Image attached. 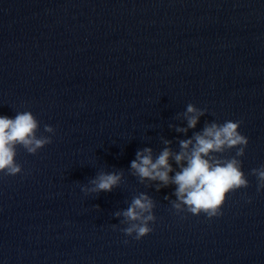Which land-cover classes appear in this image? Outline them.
<instances>
[{"label":"clouds","instance_id":"1","mask_svg":"<svg viewBox=\"0 0 264 264\" xmlns=\"http://www.w3.org/2000/svg\"><path fill=\"white\" fill-rule=\"evenodd\" d=\"M206 111L189 103L177 117L182 116L187 126L170 124L169 127L186 134L189 129L196 128ZM241 123L231 120L222 124L205 122L201 131L195 132L191 138L178 141V152L170 147L172 141L161 138L165 147L155 156L150 147L137 150L129 171L141 184L155 182L156 191L174 185L172 195L175 199L165 196V200L171 202L177 215L187 212L195 216L204 214L209 219L219 217L223 215L221 209L228 194L249 186L242 171V161L238 159L245 155L249 143L248 138L239 131ZM39 128L40 122L30 111L17 112L14 118L0 115V174L16 176L23 171L15 159L18 147L34 155L52 143L51 135H37ZM44 132L55 135V129L47 124L44 125ZM232 149H236L235 155L224 158L223 153ZM173 172L175 174L170 175ZM251 175L257 178V192L264 190V165L253 168ZM123 177V170L100 171L88 184L81 186V191L95 196L101 192H111L120 186ZM155 207L154 199L141 192L132 198L125 209L115 211L113 216L119 219L120 224L126 225L119 229L125 236L140 240L153 231L149 225L156 221ZM112 227L115 230L118 225L113 224ZM125 243L128 241L125 240Z\"/></svg>","mask_w":264,"mask_h":264}]
</instances>
